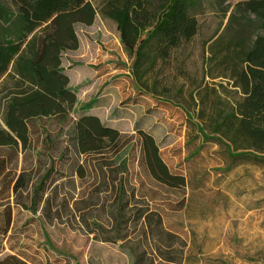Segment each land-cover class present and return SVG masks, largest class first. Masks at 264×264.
Returning a JSON list of instances; mask_svg holds the SVG:
<instances>
[{
	"label": "rangeland",
	"instance_id": "rangeland-1",
	"mask_svg": "<svg viewBox=\"0 0 264 264\" xmlns=\"http://www.w3.org/2000/svg\"><path fill=\"white\" fill-rule=\"evenodd\" d=\"M152 1L155 7L163 2ZM239 1L199 0L193 11L199 32L182 50L188 71L202 75L208 46L225 30ZM254 18L237 12L232 28ZM254 32L264 35V27L257 22ZM77 35L78 49L63 58L70 85L78 91L72 116L97 99L95 111L124 135L133 136L139 122L155 135L166 161L183 170L187 182L179 189L159 185L129 149L82 157L85 175L79 177L74 158H61L63 123L35 119L29 150L0 147V164L5 163L0 168V210L10 201L12 232L19 235L5 252H14L12 244L37 264H264V160L237 156L218 139H204L178 107L152 113L148 101L124 106L137 89L124 77L131 59L115 23L98 15L94 24L78 26ZM11 85L2 87L0 99L12 91ZM47 134L58 141L52 151L44 142ZM53 158L61 159L60 196L48 212L35 211L30 194L13 193L15 179L31 170L36 181L37 168Z\"/></svg>",
	"mask_w": 264,
	"mask_h": 264
},
{
	"label": "trees",
	"instance_id": "trees-1",
	"mask_svg": "<svg viewBox=\"0 0 264 264\" xmlns=\"http://www.w3.org/2000/svg\"><path fill=\"white\" fill-rule=\"evenodd\" d=\"M198 5L199 0H163L158 7L152 0H0V93L7 83L13 88L0 99V147L29 150L35 140L33 120L56 118L65 126L61 158H74L79 177L85 175L82 157L129 149L156 183L185 187L183 170L166 161L155 135L139 122L133 136L124 135L101 119L95 111L100 107L97 99L72 116L78 91L70 85L64 54L79 47L77 27L90 26L101 15L115 23L131 59L129 76L124 77L135 83L137 93L124 106L148 101L152 113L178 107L204 139H218L237 156L264 160V35L253 33L257 22L264 27V0L236 4L229 24L208 46L201 76L188 71L182 57L199 32L193 12ZM237 12L255 18L233 29ZM55 140L50 134L44 139L51 151ZM60 161L53 158L37 168L36 181L33 171L20 173L13 193L30 194L35 211L48 212L60 196ZM2 206L0 264H37L12 244L14 252H5L6 244L19 235L12 232V204Z\"/></svg>",
	"mask_w": 264,
	"mask_h": 264
}]
</instances>
